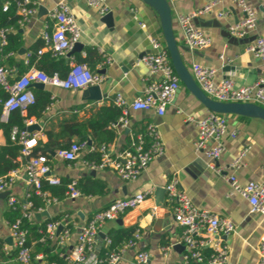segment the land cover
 Wrapping results in <instances>:
<instances>
[{
    "label": "crops",
    "instance_id": "obj_1",
    "mask_svg": "<svg viewBox=\"0 0 264 264\" xmlns=\"http://www.w3.org/2000/svg\"><path fill=\"white\" fill-rule=\"evenodd\" d=\"M35 1V14L20 30L22 49H25L26 53L13 55L14 60L25 62L30 50L41 40L42 33L53 31V21L49 14L55 5L65 3L81 31L78 42L81 49L69 58L74 62L77 54L84 57L88 49L95 52L101 62L95 64L93 70L103 77L99 86L103 97L99 101H92L83 97L84 90L71 91L48 86L37 89L50 95L51 104L40 120H33L34 125L40 127L39 132L32 133L39 136L33 152L38 146L46 144V132L58 133L64 123H82L91 119L101 108L116 107V96H120L129 106L151 83L159 80L158 76L151 75L148 68L141 63L142 57L155 52L151 41L156 40L165 48L158 15L141 0H106V6L112 15L111 27L103 24L96 11L86 7L84 0ZM167 1L171 9L172 28L180 57L191 76L193 67L212 68L216 70V83L230 78L235 87L252 85L264 77V62L246 52L247 47L252 45L257 37L264 36V0H245L256 13L257 20L255 29L240 39L230 35L229 28L238 24L244 15L231 1ZM211 2H216L211 11L192 21V25L208 36L211 43L206 49L189 51L183 44L177 18L190 15ZM105 58L109 59L108 64H104ZM226 68L231 70L226 72ZM11 70L13 77L17 67ZM125 111L126 126L116 125L119 119L112 126L115 137L106 146L109 152L113 156L123 152L133 138L142 136L146 128L152 126L160 137L162 155L153 158L137 180L123 181L111 170H90L85 165L86 157L93 153L89 149L81 152L75 162L60 160L54 157L53 152L48 151L51 157V176L60 181L80 182L82 186L99 182L104 185V193L98 196L80 195L75 199L65 196L62 200L49 199V203L46 200L45 208L35 212L31 222L35 225L48 221L60 222L63 229L69 230L70 235L66 244L61 246L57 238L61 234L57 235L55 232L52 242L65 247L67 253L76 244L79 229L86 225L93 215L107 208L115 200L149 192L139 207L126 212L116 221L107 222L100 233L107 236L110 231L119 228H135L142 237L137 248L148 253L149 264H182L183 255L186 253L181 241L183 229L173 220L174 205L168 203L166 192L164 209L155 207L156 189H164L171 180H175L177 189L188 197L195 208L226 219L234 226L232 234L219 237L227 247L226 264H258L257 246L264 235V215L252 213L248 202L231 192L227 178L234 175L242 186L248 183L264 184V122L235 115L224 116L228 130L234 132L235 136L226 137L221 156L215 161H210L202 154L194 152L197 139L195 122L203 119L208 111L181 82L178 92L162 117L154 111ZM120 112L122 116L123 110L120 109ZM87 131L90 138L91 132ZM64 137L58 142H78L76 137L70 140L67 136ZM94 139L97 140L98 137L94 136ZM88 141L89 148H96L92 146L90 139ZM4 145L5 138L0 131V147ZM238 158L237 167L232 168L233 162ZM19 161L20 168L17 170L20 176L15 181L11 194L18 201L24 202L30 188L24 175L23 161ZM215 170L220 171V175H217ZM8 210L7 197L0 193V242L5 252L12 250V246L5 243V240L10 238L9 226L5 220ZM43 212L47 213V217L35 219V214ZM168 213L170 216L165 217ZM159 218L161 224L157 225ZM118 220L131 227H119ZM69 223L71 231L68 229ZM102 244L103 239L99 237L95 246L96 254L103 248ZM175 245L179 247L173 249ZM162 247L169 248L165 255L160 251ZM38 256V260H41L42 256ZM133 257L134 251H128L120 264H133ZM12 262L2 261V264Z\"/></svg>",
    "mask_w": 264,
    "mask_h": 264
},
{
    "label": "built area",
    "instance_id": "obj_2",
    "mask_svg": "<svg viewBox=\"0 0 264 264\" xmlns=\"http://www.w3.org/2000/svg\"><path fill=\"white\" fill-rule=\"evenodd\" d=\"M15 5L16 15L20 17L19 25L22 28L29 22L36 12L35 0H8L2 3V11L6 12L11 3ZM106 0H84L88 9L95 10L99 17L109 13ZM237 6L243 13V19L233 27L229 28V33L235 38H244L256 27V13L246 4L245 0H229ZM216 5L211 2L202 9L194 11L187 16H179L177 22L183 36V44L189 50L206 49L211 41L203 32L192 25V21L204 14H208ZM53 21V31L43 32L41 40L43 46L37 51L41 56L50 53L54 58H67L75 44L79 42L81 31L72 15L69 7L65 3H58L49 14ZM224 16V15H219ZM7 32L0 31V47L6 44L5 35ZM154 54L145 55L141 59L151 75L158 76L159 80L151 83L129 106L120 97L116 96L114 104L123 110V115L119 118L118 124L126 126V111H154L158 116L165 114L166 108L171 104L179 89V79L176 76L167 53V50L156 40L151 41ZM246 52L254 58L264 62V36L257 37L255 42L248 46ZM28 54L25 65H28ZM109 59L105 58L104 64H108ZM12 70L0 65V89L7 94L4 101L0 100L2 122H6L10 113L19 111L24 114L28 106L33 105L35 97L31 89L33 84L55 87L64 90L78 91L89 87L100 86L103 77L98 73L89 70L86 64L70 63V70L61 78L57 74L46 75L41 70L30 67L22 76L14 81H10ZM216 70L207 67H193L192 78L202 93L209 99L221 103L254 104L264 108V77L259 78L249 86L235 87L230 78H226L218 83L215 82ZM192 121V119H189ZM34 125L33 120L25 121V127L21 131L13 130L10 136L12 141H16L21 147L19 160L24 161V175L27 178L30 191L34 190L37 195L47 198V193H40L42 181L51 186H56L60 180L51 176L48 159L44 154H34L33 150L37 146V134H30L26 127ZM197 128V139L194 143V152L202 154L207 160L215 161L219 159L223 152V142L226 137H234V132L228 130V125L224 116L208 112L207 115L195 122ZM148 143L143 136H137L131 151H123L113 156L106 146L98 148L88 147L87 142H72L68 148L58 150L54 157L75 162L81 152L89 149L90 152H97L100 156L98 164L85 162L90 170H111L123 181H135L145 172L153 158L162 155L163 147L160 137L154 127L148 126L145 131ZM239 158L236 159L232 168H236ZM217 175L220 171L215 170ZM18 170L10 172L4 177H0V193H7V206L9 209L18 207L21 217L14 223L8 224L10 237L12 239V250L16 251V261L20 264H30V251L26 247L27 232L21 228L23 219L32 221L34 212L30 210L31 204L27 201L29 193L24 202L18 201L12 194L11 189L15 181L19 178ZM232 193L239 195L246 200L252 213L264 215V184L248 183L240 185L234 175L227 178ZM168 203H173V220L183 229L181 241L186 253L183 255L182 264H226L228 251L227 247L219 239L220 236H228L234 232V226L226 219H220L206 210L195 208L188 197L177 189L175 180H171L165 187ZM80 193L75 188V182H71L67 187L65 196L69 199L80 197ZM149 192L138 193L131 197L113 201L104 210L96 213L79 229L76 237V244L64 255V264H120L124 255L134 251L133 264H149L148 253L144 249H138L137 245L141 240V233L135 230L132 238L125 242L120 249L111 250L103 256L96 254L95 246L99 238L101 229L107 222L116 221L126 212L139 207L146 199ZM51 200H47V203ZM55 202V200H54ZM60 222H50L46 225L45 231L49 238H53ZM61 234V235H60ZM58 242L64 246L70 235L69 230L62 227ZM202 236V237H201ZM110 239L105 236L103 248L110 245ZM168 247H162L160 251L165 255ZM207 249L209 255L204 256L203 250ZM258 264H264V235L257 246ZM37 256L36 259H39Z\"/></svg>",
    "mask_w": 264,
    "mask_h": 264
},
{
    "label": "trees",
    "instance_id": "obj_3",
    "mask_svg": "<svg viewBox=\"0 0 264 264\" xmlns=\"http://www.w3.org/2000/svg\"><path fill=\"white\" fill-rule=\"evenodd\" d=\"M8 0H0V31L7 32L5 35L6 44L0 47V65L8 69H15L17 67L16 74L10 77V81H14L22 76L30 67L41 70L46 75L51 76L53 74L59 75L61 78H65L70 70V58H54L50 53H45L41 56L37 55V51L43 46L42 41H38L34 47L30 50L28 58V65H25L23 61L16 62L13 55H17L23 47L22 34L20 33L21 27L19 25L20 17L16 15L15 5L11 1V5L6 12L2 11V3ZM10 1V0H9ZM101 59L95 54L93 50H86L85 56L81 54L75 55L74 63L86 64L91 72L94 73L95 64H99ZM35 97V102L26 108L25 113L22 114L19 111H14L9 114L7 121L2 122L0 120V131L5 138V145L0 147V177L8 175L10 172L20 168V155L22 147L16 142L10 139L12 131L15 129L21 131L25 127V121L27 120H40L43 114L51 104L50 95L37 90L32 89ZM7 98V94L0 89V100L4 101ZM121 116L120 109L111 106L108 108H101L91 119L82 123H64L60 126L58 133L46 132L47 142L44 146H38L33 152L34 154H44L48 159H51L48 151L55 153L58 150L66 149L72 143L58 142L59 139H64L67 136L68 140L72 137H76L78 142L88 141L92 142V146L98 148L101 146H107L109 142H112L115 133L112 126L117 122ZM1 117V106H0ZM90 130L91 135L88 138L87 133ZM94 136L98 137L97 140ZM145 142L148 143V138L144 134L142 135ZM136 138H133L128 143V147L124 151H131L133 149V143ZM87 163L94 162L96 164L100 161V156L97 152H93L86 157ZM71 182L60 181L56 186H51L47 182L42 181L40 193H49L47 198L37 195L34 190L29 192V198L27 201L31 204L30 210L32 212H38L45 208L46 200L57 199L62 200L65 198L67 187ZM76 190L84 196H98L104 193V185L99 182H92L86 186H82L75 182ZM21 217L18 207L9 209L5 215V220L8 224L14 223ZM54 221V220H53ZM47 223L35 225L27 219H23L21 222V228L26 230L27 239L26 247L30 251L31 261L30 264H64V255L66 254V248L61 247L59 244L52 242L48 234L45 231ZM68 229L71 231L70 223ZM135 228L110 231L107 237L110 239V245L107 248H102L99 252V256H103L105 252L111 250H118L121 246L132 238ZM205 257L209 255L208 250H204ZM41 255L42 259H36V256ZM0 259L2 261H13L12 264H20L16 261V251L11 250L5 252L3 245L0 242ZM0 261V264H2Z\"/></svg>",
    "mask_w": 264,
    "mask_h": 264
},
{
    "label": "water",
    "instance_id": "obj_4",
    "mask_svg": "<svg viewBox=\"0 0 264 264\" xmlns=\"http://www.w3.org/2000/svg\"><path fill=\"white\" fill-rule=\"evenodd\" d=\"M146 5L151 7L154 12L158 15L160 21V27L162 32L163 43L165 45V49L167 50L169 60L171 66L178 77L179 81L185 86V88L193 95L198 102L208 111L217 115L227 116V115H235L239 117L251 118V119H259L264 122V108L254 105V104H240V103H221L217 101H213L205 96L199 87L196 85L192 76L183 65L178 45L175 40L173 28H172V18H171V9L167 0H141ZM100 21L105 24L107 27L112 26V15L111 13L106 14L105 16L100 18ZM21 32V31H20ZM81 45L75 44L72 50L69 52L67 57L73 55V53L80 51ZM26 50L21 49L18 54L25 55ZM231 69L226 68V72ZM31 88L43 89L44 86L42 84H33ZM178 92V91H177ZM83 97L92 101H99L103 97L100 92V88L98 86L89 87L83 91ZM26 131L30 134L34 132H39L40 127L35 124L26 127ZM87 144L90 146V142ZM52 155V153H51ZM23 164L25 162L23 161ZM4 197H7V193L2 194ZM155 195L157 198L155 199V207L164 209V197L165 190L164 189H156ZM47 217V213H39L35 214V219L39 220L41 217ZM170 216L168 213L165 217ZM157 225H160V218L158 219ZM117 225L119 227H131V225H125L122 220L117 221ZM62 230V227H59L56 231L58 235ZM101 239H104L105 235L103 233L99 234ZM5 243L8 246H12L11 237L5 240ZM179 245H175L173 249H177Z\"/></svg>",
    "mask_w": 264,
    "mask_h": 264
}]
</instances>
